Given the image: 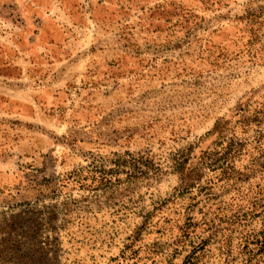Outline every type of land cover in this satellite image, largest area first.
<instances>
[{
    "label": "rangeland",
    "instance_id": "374dc122",
    "mask_svg": "<svg viewBox=\"0 0 264 264\" xmlns=\"http://www.w3.org/2000/svg\"><path fill=\"white\" fill-rule=\"evenodd\" d=\"M225 118L251 175L210 200L179 164ZM251 187L260 231L264 0H0V240L21 263L183 264L209 234L183 243L187 209ZM213 233L199 264H244L245 230L229 252Z\"/></svg>",
    "mask_w": 264,
    "mask_h": 264
},
{
    "label": "trees",
    "instance_id": "16d2710c",
    "mask_svg": "<svg viewBox=\"0 0 264 264\" xmlns=\"http://www.w3.org/2000/svg\"><path fill=\"white\" fill-rule=\"evenodd\" d=\"M242 110L246 109L242 108ZM233 122V118L218 120L210 132V136L213 137L212 145L201 149L198 154L196 151L189 152L185 163L179 164V173L183 182H186V189L199 188L198 192L201 195L206 194L204 196L210 200L218 198L223 187H225V193L232 192L235 196L240 194L244 185L239 181H246L251 173L247 174V168L243 171L238 166L248 154V148L247 142L236 134L238 123ZM200 181H203L202 186L198 185ZM259 194L260 192L251 187L249 194L244 197L242 202L239 203L237 197H232L229 203L225 204L228 207L219 204L218 214L209 208V212L205 215L194 217L193 210L187 209L183 243L186 244L188 240L192 242L198 234H204L202 231H209V234L204 236L199 248L193 247L182 263H200L201 255H197V252L214 234L213 231L216 234H224L222 239L224 252H229L232 246L230 235L239 230H245L240 244L243 249L241 255L244 257L240 262L244 264L264 263V217L261 220L263 227L260 231H248L253 225V217L262 214L259 210L263 206V201L259 199ZM246 206H250L248 210H245ZM141 230H138V235ZM6 243L0 240V264H25L21 263L24 255L15 254L12 248H7ZM14 256L17 258L16 263H12Z\"/></svg>",
    "mask_w": 264,
    "mask_h": 264
}]
</instances>
